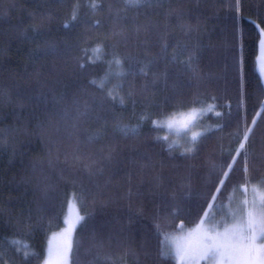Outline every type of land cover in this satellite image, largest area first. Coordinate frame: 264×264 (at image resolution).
<instances>
[{
	"label": "snow or ice",
	"instance_id": "snow-or-ice-1",
	"mask_svg": "<svg viewBox=\"0 0 264 264\" xmlns=\"http://www.w3.org/2000/svg\"><path fill=\"white\" fill-rule=\"evenodd\" d=\"M199 2L200 0H196L197 6ZM64 3L65 0H44L39 7L28 9L27 22L21 18L18 23L9 25L5 32L9 46L12 41H16L21 46L28 47L24 54L23 71L10 72L14 84L12 88L0 89V98L11 101L14 89L15 98L21 106L26 102L38 104L42 98L46 102L47 92H53L54 99H63L62 96L55 95L54 85L60 82L70 64L83 71L90 65L103 62L107 67L102 74H90L88 84L93 89L89 92L90 101H85L82 107L79 100L73 101L76 112L72 128L76 135L71 151L64 153L65 161H70L77 169L83 168L89 177L102 176L107 171L105 185L112 183V177L119 170V166L125 165L122 173L123 185L120 179L115 181L118 188H123L116 194V198L126 199L130 208L135 201H140L137 208L140 215L146 211L143 206L146 198L159 199L160 202L154 204L152 211L159 256L173 255L178 264H200L202 260L207 261V264H264V150L259 153V163L255 165L258 174L253 175V156L247 147L252 141L255 117L253 125H249L245 118L242 134L238 128L236 138L239 143L234 154L231 146L225 149L221 142V153L227 151L231 158L226 162L227 167H218L215 159L205 158L202 165L206 170L203 179L210 187L201 205L203 214L199 215L200 222L195 229L189 230L184 236H173L163 230V221L180 212L184 197L191 194L194 170L200 167L194 163L200 140L213 127L218 130L222 127L215 125L193 130L196 128L198 116L219 107L213 103L217 96L213 94L211 83H205L203 74L198 70L199 43H190L192 33H199L204 27L200 14L196 13V21L193 23L190 19L193 15L192 9L180 3L174 5L169 0L163 19L156 20L149 11L163 8L164 0H120L119 4L116 0H74L70 5V12L60 16L56 9ZM224 7L234 9L233 19L239 22L242 18V0H234V3H228ZM133 9L135 12L129 16V11ZM4 14L7 15V10ZM141 16L142 20L139 19ZM173 16L176 24L172 23ZM55 22H59L66 30L57 37L52 35ZM177 25L181 35L173 40ZM257 27L260 81L256 88L264 96V26L258 24ZM7 50L6 47L4 51ZM90 50L93 55L88 54ZM101 51L107 59L98 55ZM240 74L243 101L245 84L242 60ZM184 76H187V81L182 80ZM191 81H195V87L186 91L182 85ZM33 83L38 86V90L31 87ZM168 89L172 90V94L165 97V100H170L171 104L161 106L156 100L157 93ZM138 101L145 107L136 113ZM129 103L132 105L136 123L125 121L123 113L116 111L117 105L124 108ZM259 103L264 109V99H260ZM216 114L222 115L220 112ZM82 117L94 121L93 127L83 129L86 133L83 139L79 135ZM148 122L152 126L150 132L154 133L152 139L162 145V150H166L169 157H173L175 147L179 144V141L170 140L169 134L174 129L185 130L187 139L180 145V155L191 162L185 165V171L180 175L178 183L171 184V190L163 173V157L154 159L152 154L141 151L139 144L127 146L135 155L126 157L119 146L117 133L123 138H139L140 129ZM0 142L7 143V136L0 137ZM261 145L264 148V137L261 138ZM241 155L243 175L240 179L243 183L233 184V190L239 187L247 193L251 184L254 195L251 200L245 196L243 206L235 209L231 208L229 195L231 221L221 217L224 223L220 227V221L215 219L213 209L217 208V201L221 200V193L225 191L235 171V163ZM59 158L60 150L57 148L55 159ZM48 163L52 165L51 157ZM60 176L65 180L71 179L73 184V191L68 197L70 209L75 202H88L87 189L76 190V180L65 176L63 169ZM253 180L256 182L253 183ZM54 191L55 184L50 177H42L38 181L40 198L37 201L35 219L32 209L29 208L27 213L14 219L10 217L6 226L32 230L42 224L43 207ZM102 196V192L92 194L91 203L95 205L98 197ZM107 203L108 199L99 200L101 208ZM86 217L87 214L80 215L78 211L74 219L65 217L66 227L59 234L60 243L55 248L50 245L48 256L42 264H67V256L74 245L73 230ZM131 222L130 219L129 223ZM183 226L184 222L181 221L180 228ZM4 238L14 240L12 235ZM129 238L118 234V243H124ZM96 247L103 249V243ZM127 251L131 249H126ZM100 254L101 252L97 253ZM15 255L19 257V261H26L35 253L28 248L23 251L16 248ZM133 255L137 253L133 252ZM145 255L148 253L145 252ZM6 256L7 251H0V264H13L12 258H5Z\"/></svg>",
	"mask_w": 264,
	"mask_h": 264
},
{
	"label": "trees",
	"instance_id": "trees-1",
	"mask_svg": "<svg viewBox=\"0 0 264 264\" xmlns=\"http://www.w3.org/2000/svg\"><path fill=\"white\" fill-rule=\"evenodd\" d=\"M43 2L44 0H0V89L12 88L14 81L10 77V72L23 71L24 54L28 47L21 46L16 41H12L9 46L5 32L9 25L18 23L21 18L27 22L28 9L39 7ZM72 2L74 0H65L64 5L56 9L57 13L60 16L69 13ZM116 2L119 4L120 0ZM168 2L169 0H164L163 8L150 10L149 14L156 20H162ZM171 3L174 5L180 3L192 9L193 15L190 19L193 23L196 21V13H199L200 19L204 21L203 29L199 33H192L190 43H199L198 70L203 74L204 82L211 83L213 94L217 96V100L213 103L219 107L199 116L196 128L222 126L219 130L213 127L211 132L200 140L199 152L194 160V163L200 167L194 170L191 194L184 197L180 212L163 221V230L173 234L179 231L181 221L186 228L199 222V215L203 214L201 205L210 187L203 179L206 170L202 165L205 158L215 159L218 167L220 165L227 167L226 162L231 158L227 151L221 153L220 144L222 142L225 149L231 146L234 154V149L239 143L236 138L237 130L239 128L242 134L245 118L249 125H253V117L256 118L252 141L247 147L253 156V175L258 174L255 165L259 163V153L264 150L261 145V138L264 137V109L261 108L259 100L264 99V96H261L256 88V84L260 81L256 65L259 40L257 25L264 26V0H242V18L239 22L233 19L234 9L224 7L228 3H234V0H200L198 6L196 0H171ZM13 4L16 7H11ZM20 5L25 7L21 8ZM5 10L7 15L4 14ZM134 12V9L130 10L129 16ZM83 14L84 10L81 12V15ZM139 19L142 20L143 16ZM171 19L172 23L176 24L175 17ZM65 31L59 22L53 24V37L62 35ZM180 35L177 25L173 40ZM6 47L8 50L4 51ZM88 54L93 55L91 50ZM98 55L107 59L103 51ZM241 60L245 84L243 101H241L240 90ZM106 67L107 65L103 62H97L82 71L70 64L60 82L54 85L55 95L62 96L63 99H54L53 92H47L46 102L42 98L38 104L26 102L21 106L15 98L14 89L11 101L0 98V137L7 136V143L0 142V251H7L5 258H12L13 264L17 262L18 264H41L46 255L50 235L63 228L68 197L73 191V184L71 179L61 178L62 169L65 176H71L76 180V190L85 188L89 192L88 202H76L80 215L87 214V217L80 221L75 229L69 264H90V262L91 264H177L173 255L163 257L158 255L152 211L154 204L160 202L159 199L146 198L143 201L146 211L140 215L137 213L140 201H135L130 208L126 199L116 198V194L123 188H118L115 181L120 179L123 185L122 173L125 165L119 166V170L112 177L113 182L105 185L108 179L107 171L102 176L89 177L83 168L77 169L70 161L64 159V153L71 151L76 135L72 128L76 112L73 101L79 100L81 107L85 101H90L89 92L93 91L92 86L88 84L90 74L100 75ZM182 80L187 81V76L182 77ZM182 86L186 91L193 90L195 81L183 83ZM31 87L38 90L35 83ZM171 94V89L160 91L157 93L156 100L161 106H168L171 101L165 100V97ZM229 103L231 112H229ZM143 107L145 105L138 101L135 112L139 113ZM116 111L123 113L125 121L136 123L130 103L124 108L117 105ZM217 112L222 115L218 116ZM17 116L20 118L17 119ZM81 121L79 135L83 139L86 135L83 129L93 127L94 121L85 120L83 117ZM151 127L150 122L144 124L140 129L139 138H123L117 133L119 146L126 157L135 155L127 147L132 144H139L140 150L152 154L154 159L163 157L165 160L163 173L171 190V184L178 183L180 175L185 171V165L191 162L180 155V145L184 143L185 136L169 134L170 140L179 141L173 157H169L167 151L162 150V145L152 139L154 133L150 132ZM57 148L60 150L58 160L55 159ZM50 157L52 165L48 163ZM242 166L243 156L241 155L235 163V171L225 191L221 193V200L217 201V205L221 202L225 203L229 195L239 188L233 190V184L243 183L240 179L243 175ZM44 176L50 177L55 184V191L43 207L42 224L32 230L13 229L6 226L10 217L14 219L22 213H27L29 208L32 209L33 219H35L37 201L40 198L38 181ZM255 182L253 180V183ZM97 185L100 187L98 188ZM97 192H102L103 196L98 197L97 203L93 205L92 194ZM207 198L210 199V197ZM100 199H108L104 208L100 207ZM203 206L207 207L206 204ZM219 218H221L220 215H216L215 219ZM130 219L131 223H129ZM118 234L130 238L124 243H118ZM8 235L14 236V240L4 238ZM101 242L103 249H98L96 245ZM16 248L21 251L28 248L35 255H31L26 261H19V257L15 255ZM126 249L131 251L126 252ZM98 252L101 254L97 255ZM133 252L137 255H133ZM145 252L148 255H145ZM201 264H205V261Z\"/></svg>",
	"mask_w": 264,
	"mask_h": 264
},
{
	"label": "rangeland",
	"instance_id": "rangeland-1",
	"mask_svg": "<svg viewBox=\"0 0 264 264\" xmlns=\"http://www.w3.org/2000/svg\"><path fill=\"white\" fill-rule=\"evenodd\" d=\"M259 55V40H258V53H257V56ZM256 65H257V70H258V73H259V61L257 60L256 58ZM199 117V116H198ZM197 117V118H198ZM197 128H194L193 130H196ZM171 133H174V134H177V135H180V136H185V139H187L186 135H185V130L184 129H180L179 131L177 130H172ZM184 139V141H185ZM254 193L252 191V187H251V184L249 185V189H248V192L245 193L243 191V189H240L238 188L234 193H232L231 195V208L235 209L237 208L238 206L239 207H242L243 206V200L245 199V196H247V198L249 200L252 199ZM223 206L221 207V204L217 205V208L216 209H213V212L215 213V217L216 215H220V217H225V219H227L229 222L231 221V213L229 212V198L228 200L222 204ZM77 211H78V207H77V204L76 202L74 203L73 207L70 209L69 208V205H67V210H66V214H65V217L68 216L69 218L71 219H74L75 218V215L77 214ZM79 212V211H78ZM80 214V213H79ZM221 218L219 219H216L217 221H220V227H223V223L224 221L223 220H220ZM200 222V221H199ZM198 222V223H199ZM197 223V224H198ZM78 224V223H77ZM77 224H76V227H77ZM196 224V225H197ZM196 225L192 226V227H183L182 229L180 228L178 232H175L171 235L173 236H184L186 235L189 230H194ZM66 227V224H65V220H64V226L63 228ZM76 227L74 228L73 230V235H74V232H75V229ZM62 228V229H63ZM60 232L61 230H59L58 232H55L53 234L50 235L49 239H48V243H47V249H46V255H45V258L48 256V249L50 247V245L55 248L56 245L58 243H60ZM69 257H70V253L68 254L67 256V264H69ZM44 258V259H45ZM204 261V260H202ZM201 261V262H202ZM177 262V261H176ZM200 262V264H201ZM42 264V263H41ZM178 264V262H177ZM205 264H206V261H205Z\"/></svg>",
	"mask_w": 264,
	"mask_h": 264
},
{
	"label": "water",
	"instance_id": "water-1",
	"mask_svg": "<svg viewBox=\"0 0 264 264\" xmlns=\"http://www.w3.org/2000/svg\"><path fill=\"white\" fill-rule=\"evenodd\" d=\"M181 223V222H180Z\"/></svg>",
	"mask_w": 264,
	"mask_h": 264
}]
</instances>
